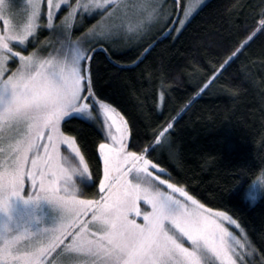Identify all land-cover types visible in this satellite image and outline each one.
Instances as JSON below:
<instances>
[{
	"label": "snow or ice",
	"instance_id": "6c2138e0",
	"mask_svg": "<svg viewBox=\"0 0 264 264\" xmlns=\"http://www.w3.org/2000/svg\"><path fill=\"white\" fill-rule=\"evenodd\" d=\"M258 7L249 41L264 34V0ZM182 10L185 19L175 29L159 0H23L19 6L0 0V212L14 200L47 201L59 212L54 226L37 231L0 223V264H249L253 245L223 223L240 228L237 221L206 209L161 167L156 154L173 153V124L156 127L150 137L133 133L93 72L101 52L111 60L136 51L134 64L143 63L160 42L154 30L165 39L182 30L190 15L186 4ZM43 29L48 45L39 40ZM246 46L219 70L210 68L200 91ZM74 119L94 120L104 136L95 173L77 136L67 132ZM77 176L98 189L95 198H82ZM257 183L264 186V172L250 187ZM141 202L151 210L142 213Z\"/></svg>",
	"mask_w": 264,
	"mask_h": 264
},
{
	"label": "trees",
	"instance_id": "16d2710c",
	"mask_svg": "<svg viewBox=\"0 0 264 264\" xmlns=\"http://www.w3.org/2000/svg\"><path fill=\"white\" fill-rule=\"evenodd\" d=\"M185 2L179 0L176 13ZM260 3L207 0L178 34L157 35L160 42L138 66L137 52L127 50L111 60L101 52L93 62L98 86L133 133L150 137L156 127L173 124V153L156 154L161 167L171 173L170 182L238 222L255 250L249 264H264V186L254 202L247 198L264 172V34L248 40L260 19ZM245 42L239 59L201 92L212 77L209 69L219 70ZM67 132L77 136L95 173L104 139L99 127L74 119ZM82 189L87 199L98 191L90 185Z\"/></svg>",
	"mask_w": 264,
	"mask_h": 264
},
{
	"label": "rangeland",
	"instance_id": "374dc122",
	"mask_svg": "<svg viewBox=\"0 0 264 264\" xmlns=\"http://www.w3.org/2000/svg\"><path fill=\"white\" fill-rule=\"evenodd\" d=\"M207 0H186L185 4L188 6L190 15L186 18L185 24L186 25L190 17L206 2ZM23 0H5V5L13 4L16 6H19ZM160 6H161V13L163 16L167 17V14L169 12L172 13L170 19L174 21L175 23H170L171 26L168 24V28H174L175 29H181V25L178 23L180 19H185L183 16V10L181 12L176 13L175 9L178 8L176 3H174V0H159ZM184 4V5H185ZM7 11L5 12V15H7ZM18 18V17H17ZM46 22V21H45ZM3 22L0 21V27H2ZM182 27V28H183ZM180 31H174V34H178ZM153 35L156 37L158 34L157 30H154ZM50 38V33L47 29H43L39 33V40L42 44L48 45V40ZM11 67H14V65H10ZM93 123H95L98 127L99 125L92 120ZM83 154V153H82ZM2 158V156H0ZM86 160V159H85ZM164 178V177H163ZM74 179L78 183V187L82 188L86 185L81 182L80 177H74ZM165 179V178H164ZM166 187V186H165ZM178 187V186H177ZM261 185L259 183L254 184L251 186L249 190V195L247 196L248 200L252 203L257 198V192L259 191ZM26 188H29L30 185H26ZM181 188V187H179ZM177 196H179V193H177ZM249 196L252 198H249ZM84 199H87L85 197H82ZM200 203V202H199ZM202 204V203H200ZM139 207L141 209V212L143 211H150V206L145 205L144 203H139ZM206 209H210L204 205ZM213 212H221L217 210H213ZM59 217V212L57 209L53 208L51 204H49L47 201H40L36 204H29L25 205L20 201H12L10 204L9 211L7 213L0 212V223H8L10 226H15L16 224L21 225L22 227H28L33 231L41 230L44 228H50L54 226L57 219ZM137 222H142V215L139 217H136ZM224 226L229 228L231 232L234 233V235L240 239H243L245 236V232L243 228L240 226V228H237L236 225L230 224L226 219L223 220ZM238 223V222H237ZM249 255L246 257L247 260H249L255 250L249 249Z\"/></svg>",
	"mask_w": 264,
	"mask_h": 264
}]
</instances>
